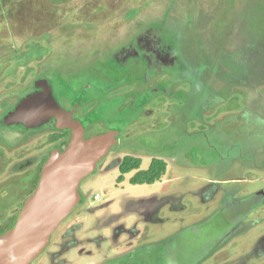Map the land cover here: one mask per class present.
Returning <instances> with one entry per match:
<instances>
[{
    "label": "rangeland",
    "instance_id": "rangeland-1",
    "mask_svg": "<svg viewBox=\"0 0 264 264\" xmlns=\"http://www.w3.org/2000/svg\"><path fill=\"white\" fill-rule=\"evenodd\" d=\"M44 80L118 142L31 264H264V197L215 235L264 191V0H0V233L70 138L6 124ZM154 158L161 179L133 184Z\"/></svg>",
    "mask_w": 264,
    "mask_h": 264
},
{
    "label": "water",
    "instance_id": "water-1",
    "mask_svg": "<svg viewBox=\"0 0 264 264\" xmlns=\"http://www.w3.org/2000/svg\"><path fill=\"white\" fill-rule=\"evenodd\" d=\"M42 86V91L26 98L7 120L40 125L55 118L59 127L70 128L72 134L65 149H54L44 164L14 226L0 233V264H31L43 253L52 234L81 202V182L118 142L116 130L85 137L83 124L56 100L50 83L44 80ZM263 197L261 191L227 209L247 213Z\"/></svg>",
    "mask_w": 264,
    "mask_h": 264
},
{
    "label": "trees",
    "instance_id": "trees-1",
    "mask_svg": "<svg viewBox=\"0 0 264 264\" xmlns=\"http://www.w3.org/2000/svg\"><path fill=\"white\" fill-rule=\"evenodd\" d=\"M59 127V126H58ZM64 130L63 136L70 137L71 133L69 129H62ZM68 144V140H65L62 143L61 150L65 149ZM141 164V160L137 157L126 156L121 165V175L119 177V181L123 180L124 174L132 171L133 169H137ZM167 168V163L165 160L160 158L152 159L149 167L147 169L139 170L131 179L133 184H153L154 182L161 179L163 174L165 173ZM18 217V215H17ZM16 217V219H17ZM15 222L11 225L13 227ZM10 227V228H11ZM5 232V231H4ZM3 233V232H2Z\"/></svg>",
    "mask_w": 264,
    "mask_h": 264
},
{
    "label": "flooded vegetation",
    "instance_id": "flooded-vegetation-1",
    "mask_svg": "<svg viewBox=\"0 0 264 264\" xmlns=\"http://www.w3.org/2000/svg\"><path fill=\"white\" fill-rule=\"evenodd\" d=\"M49 83H50V81H49ZM51 84V83H50ZM37 87V89L38 90H40V91H42L43 90V86H40V85H37L36 86ZM52 87V86H51ZM39 91V92H40ZM52 91H53V94H54V97L56 98V100L60 103V101H59V99L57 98V96H56V94H55V92H54V89H53V87H52ZM25 100V99H24ZM24 100L23 101H19V103L17 104V106H16V108H18L23 102H24ZM61 104V103H60ZM5 121L7 122L6 124L7 125H9V127H11L12 125L13 126H16V127H18L20 130H18V132H20V133H22V134H30V132H36V131H40V130H42V129H44L46 126H56V122H57V119H55V118H52V119H50V120H48L47 122H45V123H42V124H40V125H36V124H33V123H28V122H26V121H20V122H16V123H14V122H9L8 120H7V117L5 118ZM2 128H4V126H0V130H2ZM64 129H67V128H64ZM2 132H3V130H2ZM64 137V136H63ZM70 137H71V135H70ZM64 138H66L67 139V136L66 137H64ZM69 140H70V138H69ZM69 140H68V142H69ZM65 141V140H64ZM63 141V142H64ZM26 152V150H24V149H22V150H19V152ZM27 160L26 159H24L22 162H26ZM34 168H36V166L34 167ZM34 173H35V171H34ZM34 180H35V178H34ZM35 187H36V183H34L33 184V188H32V190H31V193L33 192V190L35 189ZM30 193V194H31ZM26 194V193H25ZM29 194V195H30ZM236 203H234V204H232V205H230L229 207H231V206H233V205H235ZM258 204V202H255L254 203V208L256 207V205ZM229 207H227V208H229ZM226 208V209H227ZM226 209H224V210H226ZM250 211H252V210H250ZM250 211H248L247 213H242L241 211H238V210H236V209H234V208H232V209H227V212H226V215H230L229 216V221L227 222L228 223V225L227 226H225V227H222V229H223V232H216L215 231V235H226L228 232H230L231 231V229L234 227V225H235V222L236 221H238V220H240V219H242L243 217H245L246 215H248V213L250 212ZM234 215V216H233ZM9 228H10V226H9ZM8 229V228H7ZM6 229V230H7ZM224 233V234H223Z\"/></svg>",
    "mask_w": 264,
    "mask_h": 264
},
{
    "label": "built area",
    "instance_id": "built-area-1",
    "mask_svg": "<svg viewBox=\"0 0 264 264\" xmlns=\"http://www.w3.org/2000/svg\"><path fill=\"white\" fill-rule=\"evenodd\" d=\"M94 197H95L96 200H99L101 198V195L100 194H96Z\"/></svg>",
    "mask_w": 264,
    "mask_h": 264
}]
</instances>
